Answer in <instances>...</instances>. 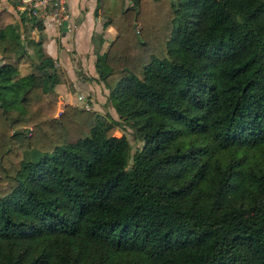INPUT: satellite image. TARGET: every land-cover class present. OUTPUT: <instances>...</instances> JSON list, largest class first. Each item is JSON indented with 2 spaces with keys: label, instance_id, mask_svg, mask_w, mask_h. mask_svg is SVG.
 <instances>
[{
  "label": "trees",
  "instance_id": "trees-1",
  "mask_svg": "<svg viewBox=\"0 0 264 264\" xmlns=\"http://www.w3.org/2000/svg\"><path fill=\"white\" fill-rule=\"evenodd\" d=\"M95 73L141 146L63 104L42 25L0 9V264H264V0H97ZM118 122H116L117 124Z\"/></svg>",
  "mask_w": 264,
  "mask_h": 264
},
{
  "label": "crops",
  "instance_id": "crops-1",
  "mask_svg": "<svg viewBox=\"0 0 264 264\" xmlns=\"http://www.w3.org/2000/svg\"><path fill=\"white\" fill-rule=\"evenodd\" d=\"M68 29L64 35L51 19L46 21L42 30L33 29V43L25 46L27 54L19 66V74L31 70L37 61L34 49L39 47L43 56L53 63L50 69L54 76L53 94L57 100L67 105L91 104L95 110L108 90L95 73L98 54L103 52L107 43L114 38L113 29L97 7V0H68ZM6 8L16 16L21 10L17 0H0V9ZM30 48V49H29ZM3 100L14 95L9 89H0ZM83 98V100H82Z\"/></svg>",
  "mask_w": 264,
  "mask_h": 264
},
{
  "label": "built area",
  "instance_id": "built-area-1",
  "mask_svg": "<svg viewBox=\"0 0 264 264\" xmlns=\"http://www.w3.org/2000/svg\"><path fill=\"white\" fill-rule=\"evenodd\" d=\"M21 10L26 9L32 18L38 20L42 27L46 21L51 19L55 22L57 29H60L61 22L69 16L68 0H17ZM20 10V11H21ZM57 113L63 108L64 102H57ZM82 107V104L79 105Z\"/></svg>",
  "mask_w": 264,
  "mask_h": 264
},
{
  "label": "rangeland",
  "instance_id": "rangeland-1",
  "mask_svg": "<svg viewBox=\"0 0 264 264\" xmlns=\"http://www.w3.org/2000/svg\"><path fill=\"white\" fill-rule=\"evenodd\" d=\"M107 96L108 95L105 96L104 100L102 98L99 106L95 110L92 108L91 104L86 103V102L82 103V108L87 109V110H93V112H95L96 114H98V115L100 114L104 118H106L107 120L114 122L115 124H114L113 134L115 136L124 135L129 140V143L131 146L130 153H132L133 150H135L141 146V142L134 138V136L132 134V130L128 126H126L124 123H122V121L119 119L117 113L115 112V110H113L112 103L109 100H107ZM51 97L56 101V107H57V105H58L57 102H60V100L59 101L57 100L56 94H53ZM82 100H83V98H82ZM74 106L81 107L78 105L77 102H75ZM57 112H56V115L58 114ZM116 122H118V123L116 124Z\"/></svg>",
  "mask_w": 264,
  "mask_h": 264
},
{
  "label": "water",
  "instance_id": "water-1",
  "mask_svg": "<svg viewBox=\"0 0 264 264\" xmlns=\"http://www.w3.org/2000/svg\"><path fill=\"white\" fill-rule=\"evenodd\" d=\"M66 26H67V22H66V20H63V21L61 22V25H60V30H61L62 35H64L65 32L68 31V29L66 28ZM57 115H58V114H57Z\"/></svg>",
  "mask_w": 264,
  "mask_h": 264
}]
</instances>
